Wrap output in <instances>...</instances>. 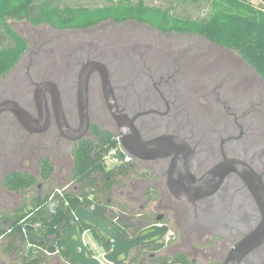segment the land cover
Returning a JSON list of instances; mask_svg holds the SVG:
<instances>
[{
	"label": "flooded vegetation",
	"instance_id": "1",
	"mask_svg": "<svg viewBox=\"0 0 264 264\" xmlns=\"http://www.w3.org/2000/svg\"><path fill=\"white\" fill-rule=\"evenodd\" d=\"M38 27H44L38 28L43 33L24 37L27 51L9 74L0 78V105L11 106L0 113V263L3 256H9L13 264H22L26 255L37 259V264H51L53 256L55 264H74L65 237L63 249L70 252L68 255H63L57 241L53 242L55 234L51 229L55 230L56 223L31 224L24 218L11 217L15 218L16 211L32 209L33 199L42 198L43 159H49L55 168L51 180L57 172L59 155L72 158V173L74 150L82 140L94 137L93 126L114 133L121 145L119 126L105 97L103 74L141 140L163 139L178 148L181 164L188 170V164L194 168L196 186L205 196L195 200L175 184V180H185L187 175L175 173L169 150L161 152L166 157L152 161L131 157L130 164H139L151 172L148 180L133 181V191L141 197L152 192L160 197L156 212L161 210L162 214H155L154 224L169 226L168 240L179 234L188 251L176 254H184L190 264H225L232 250L262 223V77L237 51L213 44L198 34L174 32V37L158 29L150 34L149 29L146 34L150 38H142L145 44H133V38L116 42L110 29L99 32L100 28L91 30L93 27ZM90 64L100 69L90 75L89 128L84 133L79 85ZM40 98L45 100L48 114L40 109ZM42 149L47 152L36 156ZM106 167L114 166L107 162ZM12 174L34 176L37 184L13 190L5 184ZM32 189H36V195L24 196ZM175 194L184 200L176 199ZM47 206L54 213L57 204L53 196ZM16 227L23 228V235L14 231ZM83 231L84 239L88 234L94 240L89 229ZM41 238L47 243L45 249L39 246ZM85 243L92 258L105 252L96 241L93 246L86 240ZM159 254L160 251L139 254L140 262L136 264H152L157 257L176 255ZM240 264H264V243L245 255Z\"/></svg>",
	"mask_w": 264,
	"mask_h": 264
},
{
	"label": "trees",
	"instance_id": "2",
	"mask_svg": "<svg viewBox=\"0 0 264 264\" xmlns=\"http://www.w3.org/2000/svg\"><path fill=\"white\" fill-rule=\"evenodd\" d=\"M181 1L209 3L213 7V12L205 21H194L174 17L169 11L147 5L144 0L133 3L131 0H119L117 4L112 3L109 6L77 10H61L47 0H0V78L9 74L28 49L27 40L10 25L9 21L12 20L27 21L36 26L49 24L60 29H87L106 21L115 23L137 21L165 33L198 34L213 44L237 51L264 80V0H260V3H254L252 0ZM92 131L94 137L82 140L74 150L70 175L73 187L55 189L49 194L41 193L42 198L33 199L32 209H27L25 213L21 210L16 211L15 218L11 217L19 220L24 218L31 224L56 223V228L55 230L52 228L51 233L55 234L53 242H58L63 255L70 254L68 250L63 249V228L69 224L68 216L78 207L88 208L96 218L103 220L122 239H131L144 228L154 224L151 216L140 215L138 219H133V216L126 214L123 209V212H120V205L117 204L115 210L112 198L116 186L124 187V180L146 181L151 177V172L144 170L139 164L120 163L110 169L107 168L106 156L119 146L117 136L97 126H93ZM120 157L124 159L122 152ZM40 168L41 180L50 181L55 168L49 159H43ZM5 184L13 190H26L35 186L37 180L34 176L12 174L6 178ZM51 196L57 204L54 213L47 206ZM83 228L88 230L84 226ZM14 231L23 235L22 227H16ZM90 231L104 251L110 252L112 244L96 231ZM39 246L45 249L46 241L42 239ZM163 248L162 242L138 246L131 250L128 261L121 264L139 263V254L154 253ZM24 258L27 264H37L35 258L29 259L26 255ZM71 260L74 264H81L74 259ZM152 262L190 264L184 254L157 257Z\"/></svg>",
	"mask_w": 264,
	"mask_h": 264
},
{
	"label": "water",
	"instance_id": "3",
	"mask_svg": "<svg viewBox=\"0 0 264 264\" xmlns=\"http://www.w3.org/2000/svg\"><path fill=\"white\" fill-rule=\"evenodd\" d=\"M98 69H100L98 66L90 64L89 66L85 67L81 75L78 100L80 118L84 133H86L89 128V79L91 73ZM102 77L104 79L103 86L107 104L111 115L119 126V131L121 134V147L125 154L127 156L134 157L139 161H152L166 157L167 154H161V152L163 149L169 150L171 152V155L168 156L172 157L173 159L172 167L175 170V173L180 172L187 175V178L185 180L181 179L179 180V182H176L175 180V184L181 190L185 189V191L189 192V196H191L195 200L196 198L200 199L205 197L204 195H202L203 192H200L199 188L196 186L193 173L194 168H191L188 164V167L190 168V170H188L185 169L184 165L181 164L178 148L170 146L167 141L163 139H157L150 142H144L141 140L138 133L133 128V125L127 119V117L123 113V110L116 102L107 76H104L102 74ZM43 98H40V109L45 114H48L47 105ZM10 108L11 106H9L8 103L1 104L0 113ZM12 109L16 110V108L14 107H12ZM16 113L17 115L19 114L18 111ZM21 114L25 116L23 113ZM30 121L32 122L31 119ZM46 127L47 123L44 124V129ZM83 135H81L79 138H81ZM174 197L178 200H184L182 196H177L176 194L174 195ZM260 203L262 207L261 225L250 237L243 240L232 250L225 264H240L241 259L245 255H247L255 247L264 243V200L262 198H260ZM68 221L69 226L64 229L65 244L66 247L70 250L73 258L81 264H101L98 259L92 258L87 248V244L85 243L84 239L83 226L88 228L89 230L96 231L103 239L112 244L111 251L108 252L105 256V260L109 264H121L126 262L131 250L138 246L160 242L165 238L170 230L167 224L157 223L144 228L131 239H122L118 235H116L103 220L96 218L93 213L84 206L78 207L71 215H69ZM29 257H32V248H30L29 250Z\"/></svg>",
	"mask_w": 264,
	"mask_h": 264
},
{
	"label": "rangeland",
	"instance_id": "4",
	"mask_svg": "<svg viewBox=\"0 0 264 264\" xmlns=\"http://www.w3.org/2000/svg\"><path fill=\"white\" fill-rule=\"evenodd\" d=\"M45 1V0H41ZM52 6H56L61 10L64 9H95L104 6H109L112 3L117 4L119 0H47ZM145 3L149 6H153L156 8L161 9L162 11H169L172 16L181 18V19H190L194 21H205L207 20L213 12V7L209 3H192V2H183V1H174V0H144ZM255 3H258V0H253ZM131 2H137V0H131ZM10 25L19 33L22 37L30 36V34L36 36L43 32H39V29H43L44 27H38L33 25L27 21L17 22V21H9ZM100 28L99 32H106L110 29L111 37L116 41L119 42L122 40H126L133 38V44L142 43L145 44L144 38H150L147 36L146 32L151 29L152 32L150 34L157 33V29L151 27L149 24H142L137 21L133 22H123L119 24L113 25L111 21H106L103 23L98 24L97 26L91 28V30ZM90 30V29H89ZM171 36L176 37L177 33H171ZM143 38V39H142ZM131 41V40H129ZM147 43V42H146ZM149 43L154 44L153 40H150ZM4 150V148H3ZM47 152L45 149L41 150V153L37 152L36 156L43 155ZM60 158V162H57V172L53 180L48 182H44L40 180L42 183L43 193L46 194L47 192L54 190V189H65V188H72L73 185L70 180V171H71V164L72 158H66L63 155L58 156ZM58 158V159H59ZM30 163L26 161V165L28 166ZM133 180H124L123 185L124 187H118L113 191V201L115 203L114 208L117 210V205L119 206V211H123L128 214L129 216L132 215L133 219H138L140 215L144 216H151L154 220L155 214H162V211L159 210L156 212V204L159 202L160 197L158 194L152 192V195L148 194L146 197H141L139 192H135L132 189ZM29 192V191H28ZM25 193L24 196L28 198V195L31 194L32 196L37 194L36 189L30 190L29 193ZM151 196V197H150ZM154 200L155 203H147V200ZM117 204V205H116ZM144 210H142V208ZM121 208V209H120ZM122 211V212H123ZM119 212V213H120ZM11 214V213H10ZM172 221V219H169ZM173 225V224H172ZM174 228V227H173ZM169 235L164 238L165 240L162 241L164 244V248L160 250L159 255L163 256H172L181 250H187L188 246L183 244V241L180 239L179 234L176 233L175 237L168 240ZM85 240L90 244V246L94 245V240L87 234L85 236ZM27 245V244H26ZM186 248V249H185ZM35 250V248L33 249ZM3 264H13L11 258L9 256H3L2 258ZM56 257L53 256L51 260V264H55ZM62 264L64 262L61 261ZM1 264V263H0ZM22 264H27L26 261L22 262Z\"/></svg>",
	"mask_w": 264,
	"mask_h": 264
},
{
	"label": "built area",
	"instance_id": "5",
	"mask_svg": "<svg viewBox=\"0 0 264 264\" xmlns=\"http://www.w3.org/2000/svg\"><path fill=\"white\" fill-rule=\"evenodd\" d=\"M253 1V0H252ZM254 2V1H253ZM258 3H260V0L257 1ZM255 3V2H254ZM123 153L124 154V159L120 157V153ZM106 160L109 164L115 166L117 164H120V163H127V164H130L132 159L130 156H127L123 150H122V147L121 145L119 144L118 147L112 149L110 151V153L106 156ZM107 255V253L105 252H99L98 253V257L97 259L101 262V263H107L109 264L108 262H106L105 260V256Z\"/></svg>",
	"mask_w": 264,
	"mask_h": 264
}]
</instances>
